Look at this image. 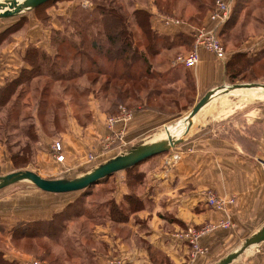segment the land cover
I'll return each instance as SVG.
<instances>
[{"label":"crops","instance_id":"crops-1","mask_svg":"<svg viewBox=\"0 0 264 264\" xmlns=\"http://www.w3.org/2000/svg\"><path fill=\"white\" fill-rule=\"evenodd\" d=\"M226 1L230 4L232 12L238 0ZM61 3H66L67 6L65 10H61L63 7L60 6L62 8H59L57 12L59 18L65 15L67 10L70 13L77 6L76 0ZM246 7L256 8V11L263 13L264 0H242V4L233 15L235 24L228 30H241L244 25L245 30L255 28L256 31L248 36L240 35L241 38L236 47H227L226 43L224 60L217 59L205 49H199L198 61L192 67L186 68L178 64L177 59L174 58L166 66L169 75L176 74V81H181L182 77L191 81L196 98L194 105L213 88L222 85L255 83L248 81L232 83L226 73V64L234 54L252 56L264 50V29L244 24ZM149 8L151 9L147 7L146 10L151 14V28L162 36L170 38L179 34L191 36L192 32L199 27L204 26L210 29L215 25V22L209 18L213 5L208 16L198 23H201V26L173 19L166 23V17L158 14L155 8L151 6ZM49 18L52 20L49 31L35 25L30 32L13 33L12 41L0 48V92L7 83L19 76L22 69H28L24 61L28 49H37L48 55L54 54L51 45L52 31H60L63 21L52 16ZM67 18L65 16L63 20ZM224 36L225 34L221 35V39ZM229 39L230 37H226L224 43ZM192 49L191 43L180 47L179 52L186 54ZM156 67L155 69L159 70V67ZM252 97H244L252 101H247L242 107H235L236 110L230 115L220 114V118L215 117L213 127L207 125V121L211 119L207 114L212 108L211 104L222 98L205 106L199 114L204 115L206 121L190 129L184 141L169 154L171 157L169 160L159 159L160 155H158L138 167V172L143 174L144 179L133 187L135 188L133 192L126 182L125 171L115 173L105 182V185L113 182L114 186L109 191V203L119 206L124 203L126 197L134 195L142 201L144 207L130 214L125 221H113L109 214L106 215L104 223L94 226L88 235L90 243L102 245L105 251L95 254L94 249H91L89 254L85 249L84 256L77 258L74 264H94V262L105 264L107 256L112 254L118 255L124 264H157L159 259L163 262L158 264H214L228 254L230 252L228 250L255 233L264 223V171L262 169L264 165V98L252 99ZM89 110L93 116L90 125L84 128L75 118H72L69 120L67 132L56 140L62 145L61 154L64 159L61 163L54 159H47L50 157L49 154H54L53 144L41 143L42 147L38 149L47 156L45 157L48 161L47 165L60 168L66 163L65 168L74 165L73 170L80 169L86 164V157L90 152L97 155L96 153L102 150L103 140L108 141L112 149L105 154H111L117 150L116 154L107 158L108 160L120 154L122 149L142 143V137L147 134H154L152 139L160 138L166 126L178 121L172 119L173 117L161 118L148 111H141L134 113L123 126L116 125L114 131H108L105 128L104 116L96 115L94 102L91 103ZM199 120L203 121L202 118ZM223 120L229 122L228 127L224 124L219 127L216 124ZM116 131L121 132L120 138H117ZM52 157L54 158L53 155ZM173 158L179 159L173 161ZM13 169L8 153L1 145L0 173L2 174L0 177L16 172ZM82 171L74 177L85 173ZM208 190L215 192L219 198L226 201L232 199L234 202L226 204L224 210H216L207 202ZM74 193L54 194L35 187L34 191L12 196L13 198L7 201L0 198V238L3 242L0 253L3 259L10 263L22 264L27 254L15 250L11 244L14 229L33 223H39L40 228H44V224L50 226L53 221L72 208L74 197L71 200L67 198ZM80 219L78 218L75 222ZM225 221L230 222L229 227L216 228L200 237L198 245L204 252L194 256L188 241L182 235L207 224ZM73 224L75 223L69 222L64 225L61 234L65 237H77L80 233L75 231L76 227ZM80 235L84 236V233ZM74 245L76 249H79V247L84 248L85 243L83 240L82 243L74 240ZM232 264H264V244L248 254H243Z\"/></svg>","mask_w":264,"mask_h":264},{"label":"rangeland","instance_id":"rangeland-1","mask_svg":"<svg viewBox=\"0 0 264 264\" xmlns=\"http://www.w3.org/2000/svg\"><path fill=\"white\" fill-rule=\"evenodd\" d=\"M72 1L75 0H64L63 2L70 3ZM154 1L156 4H154ZM189 1L191 0H114V3H110V0H76L77 6L70 13H68L67 10L65 15L60 14V16L62 15L61 18H59L57 12L59 8L62 7L63 8L61 10H65L67 4H62V1L55 2L36 12L25 13L22 18L17 16L0 20V34L6 33L5 36L0 39V48L12 41L11 35L13 33L30 32L35 25L43 28L42 30L49 31L52 27V20L49 16L57 18L61 22L63 21L62 29L58 31L59 33H65L67 36L72 35L73 41L78 42V37L73 35L75 28H77L76 26L82 25L79 21L84 18L85 14L91 12L97 7H114L116 5H121L125 13L131 14L133 9H147V7L148 9H151L149 8V6H151L152 8H155V11L163 17L179 22L190 23L194 26H201V23H198L207 17L208 12L210 11H207V9L205 11H198L197 5H192ZM198 1H200V3L201 1L207 3V8H210L213 5V10L209 14L210 17V15L214 12L213 3L215 0ZM244 10L246 14L244 24H246V26L247 24H251L253 27H261L264 29V8L262 9L263 13L261 11H256V8L251 7H246ZM65 16L68 18L63 20ZM234 24L235 23H233V25ZM130 28L135 32L136 41L139 42V49L143 50V39L139 29L134 26H131ZM246 31L247 29L245 30L244 25L243 28L241 27V30H226L225 36L222 37V39L219 36V41L223 48L226 43L228 44L227 47H236L239 44L241 38L240 35L244 37L249 34H254L256 29L249 28L247 33ZM53 32L54 31H52L51 38L54 37ZM226 37H230V39L228 42L224 43V39ZM178 52L179 50L167 52L163 51L158 55V57L156 56L151 58L150 63L152 64V69L158 73L160 80H148L146 82V89H141L140 85H135L131 88V90L135 89L134 91L136 93H131L129 98L126 99L119 100L110 86L115 85L118 90L119 86H122L121 88L128 89V86L132 84L122 85L121 83H115L112 81L109 83V86L105 87L104 83L107 78L105 76L92 74L84 75L79 78L77 77L75 79L65 77V80L62 82H53L51 80V76H48L46 70H43V77H35L24 84L19 83L15 86H11L8 90L9 92L6 95L5 101L0 105V146L2 145V147L6 149L11 166L14 168L13 170H29L47 180L62 179L60 177L71 179L75 178L74 176L79 174L82 170H84L82 173L87 172L107 160L108 157L116 154L117 150L111 154H105L112 149H110L111 145H108V141L103 140L101 142L102 150L96 153L97 155L90 152V154L86 157V164L80 169L73 170L74 165H69L70 168H65L64 165L66 163L63 164L64 168H54L51 165H47L48 161L45 160V157L47 156L42 154V152L38 149V147H42V142H44V144L52 143L53 145L59 143L61 150L55 152L52 145L54 154H49L50 157H47V159H54L56 162L61 163L64 159L61 154L62 145L60 141L58 142L56 140H58L62 134L67 132L69 120L72 118H75L78 124L84 128L92 123L93 116L89 112V107H91L92 102H94V106L97 111L96 115L104 116L105 128L108 131H114L113 129L116 125L123 126L126 121H129L132 118L134 113L141 111H148L154 115L160 116L161 118L173 117L172 119L174 120L184 118L194 106L196 98L194 97V88L191 81L185 77H182L181 81H176V74L169 75L167 73L168 68L166 66H168V63H170L173 58L176 60L185 54H181L179 52V54L175 56ZM189 52L190 51L188 50L185 55ZM49 56H51L52 60L54 59V54H50ZM259 59V62H257V64L253 67L252 72L250 73L247 71L248 74L244 77H246V80L248 81L254 80L255 83L264 84L262 82L264 75V56H261ZM156 66L159 67V70L155 69ZM68 69L69 68H66L63 72L66 73ZM69 73L73 72H68L65 75L69 76ZM21 79H24V77ZM157 83L159 84L157 85ZM155 87L160 90L166 89L165 91L170 89L172 94L165 96L162 95L159 100L147 101L145 99V94ZM258 94H260V92L236 91L233 96L221 97L222 100H217L211 104L212 108H210L208 112L209 114L207 115H209L208 118H211L212 120H208L207 125L213 127L215 125V117L220 118V114L230 115L231 112L236 110L235 107H242L243 105H246L247 101H252L251 99L247 100V98L244 97L253 96L252 99H255L256 97L264 98V94H262V96ZM137 96H139V99L132 98ZM213 100H216V98ZM113 118H120V120L110 124L109 120ZM199 118H202L203 121H200ZM195 119L196 121H194L191 128H194L196 125L206 121L205 116L200 114L197 115ZM228 123V121L224 122L223 120L222 122H217L216 124L219 125V127H222L223 124L225 127H228ZM183 129V126L174 128L171 130V134L178 133L181 135ZM120 135L121 132L116 131L117 138H120ZM153 136L154 134H147L142 138L143 141H145L152 139ZM117 142L120 144L119 141ZM114 145H116V143H114ZM128 148L126 147L125 149H122V152ZM174 149L162 155L160 154L159 159L164 161L169 160V158H171L169 154L176 150ZM57 157H62V161H58ZM180 157L181 154L179 158ZM179 158H173V161H176ZM0 174H2V172ZM113 176L114 174L109 178L91 186L85 192H76L68 195L67 199L71 200L74 197L72 200V208L67 210L68 212H66V214L53 221L50 226L44 224V228H41V231H47L48 233L52 232V234H44L40 238L31 240L18 238L14 239L12 237L10 242L14 249L19 252L26 253V259H37L44 263L46 262L47 264H54L59 261L61 262L58 264H74L76 263L75 261H77V258L84 256V252H86L84 251L85 249L88 250L89 254L91 249H94L93 252L95 254L104 252L105 250L102 248V245L90 243L88 235H90L94 226L103 224L106 220L105 216L109 214L111 205L109 203L108 196L110 189L114 186L113 182L107 183L106 185L104 183ZM125 176L126 182L132 192L135 190L133 187L138 184V181L143 182L144 179L143 174L138 173L136 168L133 172H125ZM34 190L35 187L32 184L28 182H21L10 186L5 190H0V198H2L3 201H7L8 199L13 198L12 196H20L19 194ZM208 193L217 197L215 192L212 190H208L207 194ZM119 208L123 210L127 209V202L124 201L123 204L119 205ZM78 218L81 219L78 222H75ZM69 222L75 223L73 224L76 227L75 231H77L78 234L84 233V236L79 234L77 237H65L61 234V229ZM43 237H45V239H42ZM74 240H77L78 243H82L83 240L85 243L84 248L79 247V249H76ZM241 242L242 241H240V243ZM2 243V238H0V247L3 245ZM240 243L228 251L236 248L240 245ZM199 249L204 252L202 248L199 247ZM193 255L197 256L199 253H193ZM114 258L119 257L115 254L107 256L105 264ZM160 262H163V260L159 259L157 264ZM95 263L96 262H94V264Z\"/></svg>","mask_w":264,"mask_h":264},{"label":"trees","instance_id":"trees-1","mask_svg":"<svg viewBox=\"0 0 264 264\" xmlns=\"http://www.w3.org/2000/svg\"><path fill=\"white\" fill-rule=\"evenodd\" d=\"M60 1L64 0L48 2L31 12H36L48 7L52 3ZM189 2L192 5H197L198 11H205L206 9L210 11L212 8H207V3L203 1L201 3L198 0H191ZM110 3H114V0H110ZM154 4H156L155 1ZM241 4L242 0H238L236 5L233 6L230 18L221 27L219 36L225 34L226 30L233 26V15ZM22 16L24 15L20 17L22 18ZM150 17V12L144 8L133 9L131 14H127L121 5L97 7L84 15V18L79 21L82 25L76 26L77 28H75L73 35L78 37V42L73 41L72 35L67 36L65 33L62 34L54 31V37L51 38L54 59L52 60L51 56L45 52L33 48L28 49L24 56L28 69H22L20 76L14 81L7 83L1 90L0 105L5 101L11 86L19 83L24 84L35 77H43V70H46L47 75L51 76L53 82H62L65 80V77L75 79L92 74L105 76L107 78L104 83L105 87L109 86V83L112 81L121 83L122 85L132 84L133 86H128V89L119 86L118 90L115 85L110 86L119 100L129 98L131 93L135 94V89L131 90L135 85H140L141 89H146V82L148 80H160L158 73L152 69L150 59L158 56L163 51H176L180 47L188 46V44L193 42L192 36L189 35L179 34L170 38L158 34V32L151 28ZM131 26L139 29L143 39V50L139 49V42L136 41L135 32L131 30ZM5 34H0V39ZM177 54L179 52L175 56ZM261 56H264V50L252 56L241 53L234 54L226 64V73L231 82L245 81L246 77L244 76L248 74L247 71L252 72L253 67L259 62ZM66 68H69L66 73H73H69V76H66V73L63 72ZM23 77L24 79H21ZM248 82L255 81L249 80ZM262 82L264 83V75ZM165 90L155 87L145 94V99L147 101L159 100L162 95L172 94L170 89ZM132 98L139 99V96ZM140 164L125 170V172H133L135 168L138 172L137 168ZM86 190L81 192H85ZM125 202H127L128 206L125 210L112 202L110 203L111 209L109 210V215L113 221H125L130 214L142 210L144 207L142 201L134 196L126 197ZM24 227L14 229L12 234L14 239L31 240L40 238L44 234H52V232L41 231L39 223L26 224ZM0 264L14 263L5 261L0 253Z\"/></svg>","mask_w":264,"mask_h":264},{"label":"water","instance_id":"water-1","mask_svg":"<svg viewBox=\"0 0 264 264\" xmlns=\"http://www.w3.org/2000/svg\"><path fill=\"white\" fill-rule=\"evenodd\" d=\"M56 0H0V19L5 20L20 16L24 13L34 11L48 2ZM264 90V84L259 83H240L232 85H222L207 92L188 112V114L176 121L174 124L166 126L158 139L146 140L142 143L133 145L120 154L98 164L84 174L71 179L47 180L41 178L29 170H20L0 177V190L11 185L28 182L37 189L54 194L74 193L84 191L91 186L112 176L113 174L125 171L138 164L167 153L180 145L185 136L189 133L194 124L196 116L214 98L219 99L223 96L234 95L236 91ZM259 93V92H258ZM264 96V95H263ZM183 126L182 134L175 136L171 130ZM264 244V223L260 228L244 239L239 246L232 249L214 264H232L243 254H248L254 249H258Z\"/></svg>","mask_w":264,"mask_h":264},{"label":"built area","instance_id":"built-area-1","mask_svg":"<svg viewBox=\"0 0 264 264\" xmlns=\"http://www.w3.org/2000/svg\"><path fill=\"white\" fill-rule=\"evenodd\" d=\"M231 15V6L226 0H215L214 2V12L210 15V20L215 22V25L208 29L206 27H199L195 29L191 36L193 39V49L187 54L177 59V63L183 65L186 68L192 67L198 61V50L205 49L211 52L217 59H225V50L219 41V32L221 27L226 23ZM165 21L168 23V19ZM125 112V111H124ZM130 116V115H128ZM120 120V118L110 119L109 122L114 123ZM53 150L55 152L61 150L59 143L53 145ZM62 157H57L58 161H62ZM264 171V165H262ZM208 204L216 210H224L226 204L233 203V200L226 201L224 199H219L213 194H207ZM230 226L229 221L220 222L218 224H207L198 230H191L182 235L188 241L189 245L193 249V253L201 254L203 251L199 249L198 239L203 235L215 230L216 228H227ZM22 264H44V262L37 259H26ZM107 264H124L119 258H114L108 261Z\"/></svg>","mask_w":264,"mask_h":264},{"label":"bare ground","instance_id":"bare-ground-1","mask_svg":"<svg viewBox=\"0 0 264 264\" xmlns=\"http://www.w3.org/2000/svg\"><path fill=\"white\" fill-rule=\"evenodd\" d=\"M246 91H255V92H260V94L262 95V94H264V90L262 91H258V90H246ZM172 135H175V136H180V134H178V133H173Z\"/></svg>","mask_w":264,"mask_h":264}]
</instances>
